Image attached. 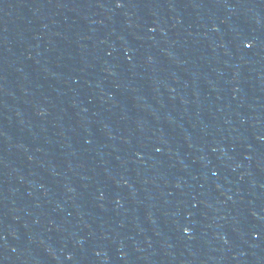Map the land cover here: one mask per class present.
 Returning a JSON list of instances; mask_svg holds the SVG:
<instances>
[{
    "label": "water",
    "instance_id": "water-1",
    "mask_svg": "<svg viewBox=\"0 0 264 264\" xmlns=\"http://www.w3.org/2000/svg\"><path fill=\"white\" fill-rule=\"evenodd\" d=\"M0 264H264V0H0Z\"/></svg>",
    "mask_w": 264,
    "mask_h": 264
}]
</instances>
